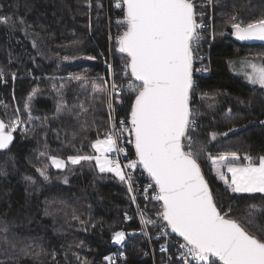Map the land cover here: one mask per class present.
Instances as JSON below:
<instances>
[{
	"label": "trees",
	"instance_id": "16d2710c",
	"mask_svg": "<svg viewBox=\"0 0 264 264\" xmlns=\"http://www.w3.org/2000/svg\"><path fill=\"white\" fill-rule=\"evenodd\" d=\"M212 1L210 73L199 80L196 95L191 92L194 123L189 135L206 149L198 162L218 208L264 228V195L227 190L212 175L208 159V154L234 152L249 154L256 163L264 155V90L228 69L231 61H254L255 55L264 60V43L240 42L230 23L233 16L243 24L264 17V0ZM111 4L0 0V16L10 17L13 25L0 24V120L21 121L11 146L0 151V229H6L0 231V264H109L106 258L115 252L111 237L117 231L125 233L126 257L116 264H151L150 258L139 260L148 253L145 238L130 235L141 226L127 184L99 173L94 160L74 165L68 159L93 156L91 144L110 132L108 97L94 91L92 83H110L108 35L123 15ZM113 47L112 83L121 86L114 93V113L127 120L134 100L124 88L129 72L122 76L120 68L127 57L117 52L116 43ZM194 59L193 51V66ZM49 157L64 161L65 167L53 168ZM38 169L45 171L47 181ZM137 204L159 211L150 200ZM155 250L157 264H179L159 254L156 244Z\"/></svg>",
	"mask_w": 264,
	"mask_h": 264
},
{
	"label": "snow or ice",
	"instance_id": "6c2138e0",
	"mask_svg": "<svg viewBox=\"0 0 264 264\" xmlns=\"http://www.w3.org/2000/svg\"><path fill=\"white\" fill-rule=\"evenodd\" d=\"M115 7L123 13L117 20L122 31L116 38V50L127 57L126 76L130 71L127 88L134 94V100L127 120L120 121L119 129L91 144L97 155L70 156L69 161L75 165L82 160H95L101 173L111 172L125 183H129L131 174L124 169L142 167L151 180L145 192L154 186L153 199L160 202L157 215L183 240L179 248L183 250L185 264H192L189 256L197 264H216L217 261L219 264H264V235H261L264 228L256 226L250 218L245 224L218 208L198 162L206 149L189 135L194 123L190 109L194 86L193 45L201 39L197 32L201 25L195 20L193 0H117ZM230 23L238 40L264 41V17L243 24L233 16ZM0 24L13 26L7 16H0ZM250 67L249 82L264 88V65L250 64ZM109 70L111 73V68ZM118 87L121 86L112 83L111 92H117ZM92 88L108 97L111 122L112 97L108 85L93 82ZM60 112L58 106L57 113ZM20 123L18 117L8 124L0 121V150L8 148L12 133ZM125 131L133 138L129 142L134 144L136 160L121 166L108 154L124 152L121 138ZM210 135L214 139L217 133ZM49 159L52 166L65 167L63 161L55 157ZM208 159L217 166L211 154ZM244 159L248 163L240 164L236 153L220 154L219 166L231 173V182L223 172L217 173L218 178L233 193L264 194V155L258 158V164L252 163L250 156ZM38 171L46 181L49 179L44 170ZM129 192H132L130 183ZM251 215L249 213V217ZM141 222L152 223L143 218ZM249 225L257 231L250 230ZM163 228L162 225L161 230ZM124 238L125 233L117 231L112 241L120 244ZM106 259L112 264L110 257Z\"/></svg>",
	"mask_w": 264,
	"mask_h": 264
},
{
	"label": "built area",
	"instance_id": "2783aa9c",
	"mask_svg": "<svg viewBox=\"0 0 264 264\" xmlns=\"http://www.w3.org/2000/svg\"><path fill=\"white\" fill-rule=\"evenodd\" d=\"M112 1L111 8L113 11L121 12L119 9L115 7V3L117 0H107ZM204 1L206 3H204ZM193 0L195 4V19L198 24L201 25L199 29H197V32L201 36V39L193 45V51L195 53V59H194V70H193V80H194V86L193 90H196L198 87L199 80L210 73V45L213 42V17H212V5L213 2L211 0V3H209V0ZM123 14V13H122ZM199 69V71H197ZM126 76V75H125ZM129 81H127L124 85V88H127ZM196 91H194V94ZM114 93L111 92L112 97V121L110 126V132L116 131L119 129L120 121L125 120V118H119L116 119L115 113H114ZM198 100V96L196 98ZM194 115V114H193ZM113 125L115 127H113ZM128 128H130V125H127ZM22 131L24 128L21 129ZM132 139L127 133V131L124 132L123 137L121 138V146L124 148V152L122 153H115L113 158L114 160H118L121 164V166L128 164L131 161L136 160L134 154L132 155L129 151L132 148V143L129 141ZM133 150V149H132ZM247 156H250L249 154H246ZM244 155L242 157L243 164L248 163L244 159L246 156ZM251 157V156H250ZM253 160V159H252ZM126 173L131 174V180L129 183L132 187V192L130 193V200L133 202V197H135V210L136 215L139 219L141 229L140 230H134L130 232V235H141L145 238L146 244L148 246V253H143L140 255L139 260L144 261L145 259L150 258L151 264H157L156 262V256H155V244L157 248V252L159 254L164 255L166 258L174 259L179 264H185V259L182 255V251L179 248V244L183 243V241L177 239L167 228L165 223L163 222L162 218L157 215L158 212H149L146 207L143 209L139 208L138 201L139 200H150L152 202H155L158 204V209L160 210V202L153 199V197L156 195V192L154 191V186L149 187L147 192H145V187L151 183V180L147 177V175L142 171L141 167H137L135 169H124ZM129 183H126L129 189ZM147 197V199H146ZM142 218L145 221H152V223H142ZM164 226L163 230H161V226ZM123 232V231H122ZM147 233V234H146ZM113 236V235H112ZM125 239V238H124ZM123 243L124 240L120 244H114L111 237V246L115 248V252L111 257V261L113 264H116L120 261L125 260V254L123 252ZM163 246V248H162ZM189 260L192 261V264H197L196 261L192 260V258L189 256ZM118 261V262H117ZM216 264H219V262H216Z\"/></svg>",
	"mask_w": 264,
	"mask_h": 264
},
{
	"label": "rangeland",
	"instance_id": "374dc122",
	"mask_svg": "<svg viewBox=\"0 0 264 264\" xmlns=\"http://www.w3.org/2000/svg\"><path fill=\"white\" fill-rule=\"evenodd\" d=\"M107 1V0H106ZM214 2V1H212ZM214 4V3H213ZM101 5L98 6V9H101L100 8ZM213 9H214V6H213ZM195 12V11H194ZM214 12V11H213ZM92 15L90 14L89 17H91ZM120 19V18H119ZM118 20V19H117ZM117 20L115 19V25L117 26L115 29H112L111 31L109 30V35H108V40H109V69L111 68V71H112V49L114 48L113 46L115 45L116 43V38L117 36L120 34V32L122 31L121 29V26L117 23ZM240 22V21H239ZM242 23V22H241ZM244 24H247V23H244ZM214 29V27H213ZM24 32V31H22ZM220 31L218 30L217 31V34H219ZM115 36V37H114ZM215 36V35H214ZM251 40H243L240 42H249ZM261 42L264 43V41L261 40ZM246 55V54H245ZM255 59L254 61H245L244 60H237V61H231V62H228V69H229V72L234 75V76H238V77H241L245 83L249 84V85H257L260 87L259 84H253V83H250L249 80L247 79V74L251 73L252 72V69L250 67V64H256L257 66H260V65H264V60L261 56L259 55H255L253 56ZM121 65L123 66H120V68H122V76L126 75L125 74V63L124 62H121ZM194 68V66H193ZM194 70V69H193ZM109 76H110V83H108V90L109 92L111 93V85H112V72L110 73V70H109ZM262 88V87H261ZM264 90V88H262ZM192 94V93H191ZM191 99V98H190ZM4 112H6V108L3 110ZM3 112V113H4ZM6 114V113H4ZM192 116H193V113H192ZM4 121H6V116L4 115ZM100 139H104V138H100ZM94 155H97V153L95 152L94 149H92ZM114 153H109L108 156L109 158H111V156L113 155ZM60 160V159H59ZM64 162V161H63ZM239 162V161H238ZM65 163V162H64ZM240 163V162H239ZM259 163V160L257 162V164ZM241 164V163H240ZM94 165L96 167V162L94 160ZM52 166V164H51ZM53 168H56L54 166H52ZM57 169V168H56ZM58 169H61V168H58ZM96 170L101 173L99 171V169L96 167ZM101 174H106V175H111V176H115L116 178H118L115 174L111 173V172H105V173H101ZM225 174L226 176L230 177L231 179V173H229L227 171V168H226V171H225ZM119 179V178H118ZM231 182V180H230ZM227 186V185H226ZM236 194H239V193H236ZM260 194V193H259ZM264 195V194H262Z\"/></svg>",
	"mask_w": 264,
	"mask_h": 264
},
{
	"label": "crops",
	"instance_id": "0c3cea01",
	"mask_svg": "<svg viewBox=\"0 0 264 264\" xmlns=\"http://www.w3.org/2000/svg\"><path fill=\"white\" fill-rule=\"evenodd\" d=\"M244 155H246V154H243V155H241V156L237 155V156L239 157V162H240L241 164H243V162H242V157H243ZM212 158L215 159V160H217V162H218L217 166L214 167L213 164H212V161L209 160V166H210V170H211L212 175L217 179L218 182H220L222 185H224V187H225L227 190H229L228 187L226 186V184L224 183V181L221 180V179H219V178H218V175H217V173H219V172H223V173H225V171H226V167L219 166V158H220V156H215V157H212ZM257 162H258V161H257ZM257 162L254 163V164H257ZM226 179H227V180L229 181V183H230V180H231L230 177L226 176ZM229 191H230V190H229ZM239 194H241V193H239ZM246 194H255V193H246Z\"/></svg>",
	"mask_w": 264,
	"mask_h": 264
},
{
	"label": "water",
	"instance_id": "95a60500",
	"mask_svg": "<svg viewBox=\"0 0 264 264\" xmlns=\"http://www.w3.org/2000/svg\"><path fill=\"white\" fill-rule=\"evenodd\" d=\"M196 20V19H195ZM261 43V40H258V39H251V41H249V43ZM118 52V51H117ZM119 53V52H118ZM119 54H122V53H119ZM125 55V54H124ZM129 75H130V71H129ZM192 76H193V73H192ZM191 98V97H190ZM1 121V120H0ZM130 127H131V125H130ZM133 139V138H132ZM131 139V140H132ZM12 141H13V139H12ZM12 141H11V143L9 144V146H8V148L11 146V144H12ZM8 148H6V149H3V150H0V151H4V150H7ZM132 149H133V153H134V156H135V158H136V154H135V148H134V144L132 143ZM141 169H142V171L144 172V170H143V168L141 167ZM146 175H147V173L146 172H144ZM201 173H202V175H203V172H202V169H201ZM147 177H148V175H147ZM203 177H204V175H203ZM149 178V177H148ZM150 179V178H149ZM204 179H205V177H204ZM205 181H206V179H205ZM207 182V181H206ZM208 183V182H207ZM209 189H210V187H209ZM211 191V190H210ZM163 220V219H162ZM164 222V221H163ZM165 223V222H164ZM166 225V224H165ZM169 229V228H168ZM169 231L171 232V230L169 229ZM172 233V232H171ZM177 239H179V240H181V241H183L182 240V238L181 237H179V236H177L175 233H172ZM218 262V261H217Z\"/></svg>",
	"mask_w": 264,
	"mask_h": 264
},
{
	"label": "bare ground",
	"instance_id": "6f19581e",
	"mask_svg": "<svg viewBox=\"0 0 264 264\" xmlns=\"http://www.w3.org/2000/svg\"><path fill=\"white\" fill-rule=\"evenodd\" d=\"M126 252V251H125Z\"/></svg>",
	"mask_w": 264,
	"mask_h": 264
}]
</instances>
